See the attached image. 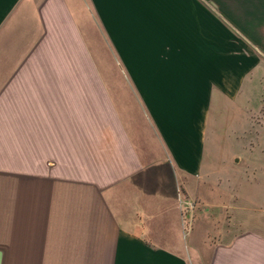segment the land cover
I'll list each match as a JSON object with an SVG mask.
<instances>
[{"label": "crops", "instance_id": "obj_1", "mask_svg": "<svg viewBox=\"0 0 264 264\" xmlns=\"http://www.w3.org/2000/svg\"><path fill=\"white\" fill-rule=\"evenodd\" d=\"M228 131L260 163H219ZM263 158L264 0H0V264H264Z\"/></svg>", "mask_w": 264, "mask_h": 264}, {"label": "rangeland", "instance_id": "obj_2", "mask_svg": "<svg viewBox=\"0 0 264 264\" xmlns=\"http://www.w3.org/2000/svg\"><path fill=\"white\" fill-rule=\"evenodd\" d=\"M20 26H22L21 28L22 31L21 33L19 32L18 34L17 42L19 43L20 48H24V46H26L30 38H29V33L26 32L27 26L24 23H21ZM86 40L87 41L84 44L87 48L90 59L86 58V59H82L81 61H77V60L73 61L74 62L73 64H75L76 67L77 66L96 67L98 69H104L106 71L107 69H111L115 67L117 68L118 66H120L118 62L113 58L110 44H107L106 42H102V41H100V44H96V43H90L88 39ZM63 44H64L63 41H61V45L59 44V40L57 41L56 46H57L58 52L59 50H64L63 47L68 46L65 44L64 46ZM66 48L68 49V47ZM76 50L77 49L75 47L72 48V52ZM78 63H80L81 65ZM12 64H13L12 60L3 61L4 69H9L12 66ZM59 64L60 62H57V66ZM226 136L227 138H225V140H220L217 146H213L211 143L208 145L209 151L212 154L214 153L217 154L219 163H222V164L229 163L230 164L231 162L230 156L234 154H235L234 156H236L237 158H240V157L243 158L244 163H248V164L260 163L261 159L257 157L255 150L252 151L250 147L249 148L247 147V149H245V146H244L245 142L244 140H241L239 138L238 131H235V132L228 131ZM253 144L255 145V140L253 141ZM245 151H247V153ZM248 175H249L250 180L258 179V177L260 178V176H258L256 172L254 173L248 172ZM182 192L183 193L181 194L179 193L178 200L180 201V204L178 205H179V213L181 215L183 226H184V231H185L184 239L187 238L188 233L193 231L191 233L193 235V238L196 241L201 242L202 238L205 237L206 239L205 242L210 243L211 241H213L214 239L218 237V233L220 232L219 230L225 227V225H223L224 222L221 224L222 221H220L219 218L217 217L218 212L216 208H211L212 209L211 214L206 215L203 211L204 210L203 207L205 206L204 204H198V202L197 203L190 202L186 194H184V191ZM213 200H216V199H213ZM238 200H239V195L235 196V200L233 203H237ZM212 204L215 205L217 203L214 202ZM226 206L229 207L230 205L226 203ZM233 207L236 209V205H233ZM154 209L155 207H153V209H151L149 213V216H151V218H153L154 216L156 217L159 216V213L155 211ZM223 214H226L225 224H227L226 221L228 222L229 218H231L232 215L231 213L229 214V212H225ZM196 219L200 220L199 221L200 224L196 222ZM147 238L154 240V242L159 243L157 236L155 237L154 235H150V236H147ZM202 264H203V261H202Z\"/></svg>", "mask_w": 264, "mask_h": 264}]
</instances>
